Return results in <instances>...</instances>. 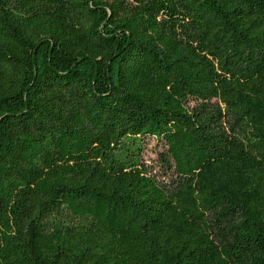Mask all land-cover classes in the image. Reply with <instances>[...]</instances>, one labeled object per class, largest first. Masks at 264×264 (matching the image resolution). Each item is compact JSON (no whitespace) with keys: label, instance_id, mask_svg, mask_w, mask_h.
Masks as SVG:
<instances>
[{"label":"trees","instance_id":"obj_1","mask_svg":"<svg viewBox=\"0 0 264 264\" xmlns=\"http://www.w3.org/2000/svg\"><path fill=\"white\" fill-rule=\"evenodd\" d=\"M0 264H264V0H0Z\"/></svg>","mask_w":264,"mask_h":264},{"label":"rangeland","instance_id":"obj_2","mask_svg":"<svg viewBox=\"0 0 264 264\" xmlns=\"http://www.w3.org/2000/svg\"><path fill=\"white\" fill-rule=\"evenodd\" d=\"M195 101L192 100L191 103ZM163 143L160 142L155 137H148L145 144L144 159L150 164L154 171L159 172L160 176L163 177L161 173V167L159 164L160 151L163 150Z\"/></svg>","mask_w":264,"mask_h":264}]
</instances>
